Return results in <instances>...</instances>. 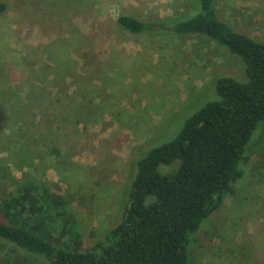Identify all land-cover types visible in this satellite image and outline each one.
<instances>
[{
  "label": "rangeland",
  "instance_id": "1",
  "mask_svg": "<svg viewBox=\"0 0 264 264\" xmlns=\"http://www.w3.org/2000/svg\"><path fill=\"white\" fill-rule=\"evenodd\" d=\"M4 1L0 192L36 180L63 195L89 246L119 218L133 150L159 131L170 137L207 94L183 103L214 74L239 72L241 58L196 34H134L117 23L125 13L177 15L188 0ZM213 1L264 39V0ZM204 225L189 264H264V154L251 155L235 194ZM0 264L46 262L0 239Z\"/></svg>",
  "mask_w": 264,
  "mask_h": 264
},
{
  "label": "trees",
  "instance_id": "2",
  "mask_svg": "<svg viewBox=\"0 0 264 264\" xmlns=\"http://www.w3.org/2000/svg\"><path fill=\"white\" fill-rule=\"evenodd\" d=\"M6 8L0 0V13ZM117 23L134 34L206 37L238 55L241 69L214 74L183 103L207 94L170 137L159 131L133 150L119 218L94 243L85 245L66 197L36 180L0 192V239L46 264H189L201 228L235 194L251 155L264 154V39L222 18L213 0H188L171 16L125 13Z\"/></svg>",
  "mask_w": 264,
  "mask_h": 264
}]
</instances>
